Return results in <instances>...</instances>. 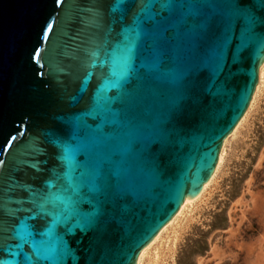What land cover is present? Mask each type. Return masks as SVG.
Listing matches in <instances>:
<instances>
[{
	"label": "water",
	"instance_id": "obj_1",
	"mask_svg": "<svg viewBox=\"0 0 264 264\" xmlns=\"http://www.w3.org/2000/svg\"><path fill=\"white\" fill-rule=\"evenodd\" d=\"M263 64L264 0H0V264H137Z\"/></svg>",
	"mask_w": 264,
	"mask_h": 264
},
{
	"label": "rangeland",
	"instance_id": "obj_2",
	"mask_svg": "<svg viewBox=\"0 0 264 264\" xmlns=\"http://www.w3.org/2000/svg\"><path fill=\"white\" fill-rule=\"evenodd\" d=\"M261 68L251 104L226 138L202 196L157 236L141 264H264V64ZM218 249L233 257L220 259Z\"/></svg>",
	"mask_w": 264,
	"mask_h": 264
},
{
	"label": "bare ground",
	"instance_id": "obj_3",
	"mask_svg": "<svg viewBox=\"0 0 264 264\" xmlns=\"http://www.w3.org/2000/svg\"><path fill=\"white\" fill-rule=\"evenodd\" d=\"M262 69V68H261ZM223 153H224V148L222 149V151H221V154H220V161L222 160V158H223ZM220 164V163H219ZM218 164V165H219ZM206 186H207V184L205 185V187H204V189H203V191L206 189ZM202 191V192H203ZM202 194V193H201ZM199 195L197 198H195V199H188V200H185V202H184V204L182 205V207H181V209L179 210V212L177 213V215L175 216V218L173 219V221H175V219L183 212V210L186 208V206L189 204V203H193L195 200H198V198L200 197V196H202V195ZM172 221V222H173ZM171 224V223H170ZM168 226H165L164 228H163V230L161 231V233L160 234H162V232L167 228ZM159 234V235H160ZM158 239V237L156 238V239H154V241H152L142 252H141V254H140V256H139V260H138V263L137 264H141L142 263V259H143V255H144V253L152 246V244L153 243H155V240H157Z\"/></svg>",
	"mask_w": 264,
	"mask_h": 264
},
{
	"label": "crops",
	"instance_id": "obj_4",
	"mask_svg": "<svg viewBox=\"0 0 264 264\" xmlns=\"http://www.w3.org/2000/svg\"><path fill=\"white\" fill-rule=\"evenodd\" d=\"M224 251H221V250H216V253H217V255H219V256H221L220 257V259H223V260H225V259H227V258H232L233 257V255L231 254H227V253H223Z\"/></svg>",
	"mask_w": 264,
	"mask_h": 264
}]
</instances>
